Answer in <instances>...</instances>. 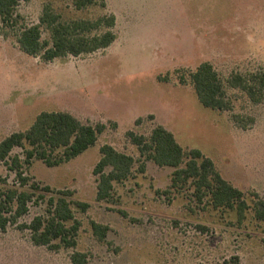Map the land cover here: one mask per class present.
<instances>
[{"label": "rangeland", "instance_id": "rangeland-1", "mask_svg": "<svg viewBox=\"0 0 264 264\" xmlns=\"http://www.w3.org/2000/svg\"><path fill=\"white\" fill-rule=\"evenodd\" d=\"M47 4L62 20L113 14L117 37L104 49L45 61L24 52L15 31L0 24V140L26 130L42 110H66L106 127L72 159L47 166L34 158L25 168L40 185L70 189L89 203L85 211L73 204L81 223L76 246L52 250L10 224L0 230V264H73L75 250L87 254V264H224L235 254L242 264H264V219L254 213L256 195L264 198V99L253 103L242 89L228 88L230 108H208L189 78L204 60L223 77L264 70V0H105L82 9L72 0H21L20 21L38 23ZM42 35L50 37L46 26ZM159 123L244 192L249 208L241 222L235 210L199 201L189 183L172 187L174 167L140 154L127 131L148 136ZM104 143L135 161L131 174L98 200L92 170ZM14 176L0 162V177L11 184ZM44 207L30 203L17 223ZM92 220L108 226L103 240Z\"/></svg>", "mask_w": 264, "mask_h": 264}, {"label": "trees", "instance_id": "trees-1", "mask_svg": "<svg viewBox=\"0 0 264 264\" xmlns=\"http://www.w3.org/2000/svg\"><path fill=\"white\" fill-rule=\"evenodd\" d=\"M21 0H0V24L2 28L15 31L20 48L27 54L40 56L45 61L68 54L77 56L110 46L117 37L113 30L115 16L104 14L95 19L62 20L59 13L44 6L39 22L25 24L20 21L17 6ZM94 4L105 6V0H72L76 9ZM42 26L49 29L50 37L43 38ZM103 27L102 31H98ZM94 30V31H93ZM200 103L212 109H228L231 101L228 88H240L251 102L264 99V70L248 73H231L223 77L210 61H201L189 73ZM105 123L91 124L78 119L66 110H42L30 126L23 131H14L0 140V162L14 172L13 183L0 177V230L10 224L27 228L30 238L37 245L57 250L60 247H74L80 221L74 215L73 204L85 211L89 203L72 197L70 189H53L25 173L34 158L47 166L66 162L95 144L98 135L105 129ZM127 135L138 147L141 155L160 166H171V186L189 183L199 201L210 203L214 208L235 210L241 222L249 208L244 192L227 181L214 166L213 160L199 148L185 150L174 134L163 124L152 127L146 136L133 130ZM21 152L13 153L14 148ZM100 157L93 167L97 175L96 198L107 199L114 189L115 181L126 179L132 172L135 159L130 154L104 143L99 148ZM144 170V164L140 165ZM45 203L44 212L31 218L28 223H17L29 210V204ZM254 213L257 219H264V198L256 195ZM93 233L99 240L106 236L108 226L92 220ZM57 240V241H56ZM73 264H87V254L75 250L70 254ZM224 264H242L238 255H232Z\"/></svg>", "mask_w": 264, "mask_h": 264}]
</instances>
